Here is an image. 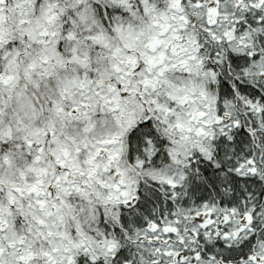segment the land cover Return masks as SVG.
<instances>
[{
    "label": "snow or ice",
    "instance_id": "1",
    "mask_svg": "<svg viewBox=\"0 0 264 264\" xmlns=\"http://www.w3.org/2000/svg\"><path fill=\"white\" fill-rule=\"evenodd\" d=\"M0 264H264V0H0Z\"/></svg>",
    "mask_w": 264,
    "mask_h": 264
}]
</instances>
